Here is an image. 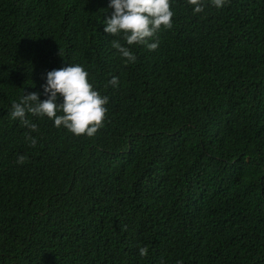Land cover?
I'll list each match as a JSON object with an SVG mask.
<instances>
[{"label":"trees","instance_id":"obj_1","mask_svg":"<svg viewBox=\"0 0 264 264\" xmlns=\"http://www.w3.org/2000/svg\"><path fill=\"white\" fill-rule=\"evenodd\" d=\"M202 3L132 63L108 0H0V264H264V0ZM68 63L108 97L93 136L10 118Z\"/></svg>","mask_w":264,"mask_h":264},{"label":"clouds","instance_id":"obj_2","mask_svg":"<svg viewBox=\"0 0 264 264\" xmlns=\"http://www.w3.org/2000/svg\"><path fill=\"white\" fill-rule=\"evenodd\" d=\"M219 9L227 0H210ZM192 5L194 13L204 8L202 0H187ZM110 15L103 18V31L113 36L121 35L120 40H112V46L126 62L134 63L136 56L130 45L143 44L147 49L154 50L159 41L156 33L172 25L173 9L170 0H108ZM151 38V39H150ZM108 84L117 87L118 77L112 76ZM41 92H27L11 102L10 118L18 119L26 127L36 129L35 123L26 118V113L36 116H46L53 126H63L74 135L85 134L93 136L102 126L108 97L101 95L88 79V72L83 65L68 63L59 68L47 70ZM45 96L41 99L40 96ZM30 142L36 143L31 137ZM25 157L20 155L17 162L22 163ZM146 248H139L140 255L146 254ZM177 264H180L178 261Z\"/></svg>","mask_w":264,"mask_h":264}]
</instances>
